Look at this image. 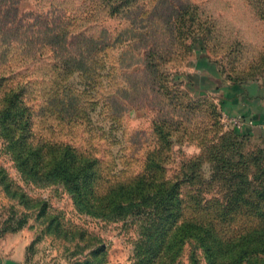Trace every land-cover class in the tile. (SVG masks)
Segmentation results:
<instances>
[{
  "label": "rangeland",
  "instance_id": "rangeland-1",
  "mask_svg": "<svg viewBox=\"0 0 264 264\" xmlns=\"http://www.w3.org/2000/svg\"><path fill=\"white\" fill-rule=\"evenodd\" d=\"M262 77L264 0H0V95H20L31 141L94 159L99 196L148 176L181 202L150 258L157 203L94 216L21 174L0 129V236L32 234L29 264H209L199 240L172 238L188 221L213 264L241 250L238 264H264V140L229 122L219 93Z\"/></svg>",
  "mask_w": 264,
  "mask_h": 264
},
{
  "label": "trees",
  "instance_id": "trees-1",
  "mask_svg": "<svg viewBox=\"0 0 264 264\" xmlns=\"http://www.w3.org/2000/svg\"><path fill=\"white\" fill-rule=\"evenodd\" d=\"M0 127L6 134L21 174L33 182H60L78 204L86 207L94 216L113 220L126 216L139 217L144 215L150 202L157 203L161 213L153 224L156 227L153 232L147 230L142 233L144 240L140 250L147 249L150 258L151 255L152 258L162 255V246L167 243V231L175 226L181 211L179 187L176 184L163 190V184L154 186L149 183L148 176H143L128 184L113 185L103 196H99L96 191V161L69 146L32 142L30 113L15 91L0 95ZM199 231L202 232V229L194 222L183 221L175 229L172 238L178 239L180 243L184 238L199 240L209 264H213L215 258L212 246L205 243L203 235H198ZM245 253L241 250L235 256L236 264L245 259Z\"/></svg>",
  "mask_w": 264,
  "mask_h": 264
},
{
  "label": "crops",
  "instance_id": "crops-1",
  "mask_svg": "<svg viewBox=\"0 0 264 264\" xmlns=\"http://www.w3.org/2000/svg\"><path fill=\"white\" fill-rule=\"evenodd\" d=\"M219 93L223 114L243 122L241 134L264 140V77L240 86L226 85ZM32 237L23 232L0 236V264H29Z\"/></svg>",
  "mask_w": 264,
  "mask_h": 264
},
{
  "label": "built area",
  "instance_id": "built-area-1",
  "mask_svg": "<svg viewBox=\"0 0 264 264\" xmlns=\"http://www.w3.org/2000/svg\"><path fill=\"white\" fill-rule=\"evenodd\" d=\"M227 119L229 120V122L236 128L241 129L243 126V122L241 121L240 118H229L227 117Z\"/></svg>",
  "mask_w": 264,
  "mask_h": 264
}]
</instances>
